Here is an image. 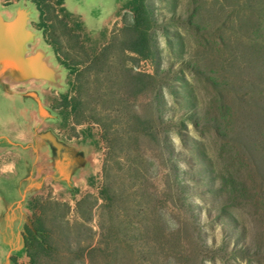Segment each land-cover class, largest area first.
I'll return each mask as SVG.
<instances>
[{
	"label": "rangeland",
	"instance_id": "374dc122",
	"mask_svg": "<svg viewBox=\"0 0 264 264\" xmlns=\"http://www.w3.org/2000/svg\"><path fill=\"white\" fill-rule=\"evenodd\" d=\"M20 1L64 88L38 87L53 117L22 121L25 147L9 149L30 177L22 196L0 178V264H27L34 198L51 203L38 264H264V0H145L149 59L126 50L131 0L0 5ZM45 131L85 166L53 156Z\"/></svg>",
	"mask_w": 264,
	"mask_h": 264
},
{
	"label": "water",
	"instance_id": "95a60500",
	"mask_svg": "<svg viewBox=\"0 0 264 264\" xmlns=\"http://www.w3.org/2000/svg\"><path fill=\"white\" fill-rule=\"evenodd\" d=\"M88 9L101 5V0H81ZM32 3L20 1L5 9L0 5V95L12 96L16 88L37 84L42 88H64V70L53 61L51 49L41 42V33L32 28ZM53 117L41 108L39 115ZM55 157L75 168L82 167L85 158L82 152L59 141L50 131L38 134Z\"/></svg>",
	"mask_w": 264,
	"mask_h": 264
},
{
	"label": "trees",
	"instance_id": "16d2710c",
	"mask_svg": "<svg viewBox=\"0 0 264 264\" xmlns=\"http://www.w3.org/2000/svg\"><path fill=\"white\" fill-rule=\"evenodd\" d=\"M39 8L40 14L43 15L41 5L43 0H32ZM64 0H57V5H63ZM127 6L132 14V23L127 27L129 32L127 51L143 58L149 59L152 57L153 48L151 45L150 31L154 25V17L152 11L145 3V0H131ZM42 21V18H41ZM42 28H45L43 22H40ZM53 49L56 50L55 42L49 41ZM68 67L67 64H65ZM50 202H42L40 198L30 200L26 209L31 214V223L25 224L22 231V243L27 259V264H38L40 250L47 244L46 237L48 231L41 220L45 206L50 205ZM38 212L40 214H38ZM11 264H18L15 257L10 258Z\"/></svg>",
	"mask_w": 264,
	"mask_h": 264
},
{
	"label": "crops",
	"instance_id": "0c3cea01",
	"mask_svg": "<svg viewBox=\"0 0 264 264\" xmlns=\"http://www.w3.org/2000/svg\"><path fill=\"white\" fill-rule=\"evenodd\" d=\"M34 85L37 84L33 83L30 84L28 87L21 88V90H14V94L12 96L0 95V98L6 101L9 106L7 112V114L9 115H6L5 117L0 115V178L1 176L6 174H15L14 179L16 180V183L19 188L18 194H20L21 196L25 194V187L23 186V181L30 177L29 174H24V166H26L30 160L28 157L26 158L23 156H17L16 154L10 152V150L15 149L16 151L17 148H20L22 152L25 146H23V144L18 143V141L15 139L16 134L21 132L22 126L24 124L22 121L25 120L26 122H28L27 119L29 117L31 118L33 117V115L39 116L40 109L45 108L44 103L42 101L41 91L38 90V87L40 86L37 85V88H34ZM85 163L86 161L84 162V165L82 167L85 166ZM68 166H70L73 171H78L82 168H75L71 164H68ZM21 209L23 216L22 222L24 225V205L21 206ZM10 257L12 256H8L6 259ZM22 257H25V253Z\"/></svg>",
	"mask_w": 264,
	"mask_h": 264
},
{
	"label": "built area",
	"instance_id": "2783aa9c",
	"mask_svg": "<svg viewBox=\"0 0 264 264\" xmlns=\"http://www.w3.org/2000/svg\"><path fill=\"white\" fill-rule=\"evenodd\" d=\"M144 63H147V61H146V60H144Z\"/></svg>",
	"mask_w": 264,
	"mask_h": 264
}]
</instances>
